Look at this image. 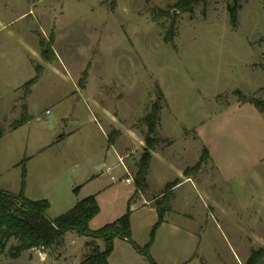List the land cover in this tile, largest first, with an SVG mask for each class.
Segmentation results:
<instances>
[{
    "label": "rangeland",
    "instance_id": "374dc122",
    "mask_svg": "<svg viewBox=\"0 0 264 264\" xmlns=\"http://www.w3.org/2000/svg\"><path fill=\"white\" fill-rule=\"evenodd\" d=\"M181 1L0 0V128H12L24 106L31 118L0 143V174L4 190L19 194L26 158L25 194L48 199L49 217L57 218L76 198L73 180L102 173L95 163L103 161L104 129L108 137L117 132L115 141L125 134L135 178L148 148L145 118L158 105L160 142L149 177L155 204L172 211L174 191L162 197L168 182L177 174L191 177L198 191L188 183L178 194L187 199L186 213L199 220V257L205 262L211 247L220 260L237 264L231 245L238 237L248 240V228L258 231L255 220L264 213V0H190L187 10L177 7ZM236 3L234 26L229 8ZM37 66L44 71L26 95ZM238 91L259 105L245 103ZM53 140L56 146L27 164ZM205 148L209 159L193 169ZM109 154L106 183L108 167L123 173ZM128 193L122 179L103 193L90 227L99 230L123 216ZM209 194L219 208L212 209ZM18 244L0 246V264H83L105 250L104 241L76 232L53 248L15 257Z\"/></svg>",
    "mask_w": 264,
    "mask_h": 264
},
{
    "label": "trees",
    "instance_id": "16d2710c",
    "mask_svg": "<svg viewBox=\"0 0 264 264\" xmlns=\"http://www.w3.org/2000/svg\"><path fill=\"white\" fill-rule=\"evenodd\" d=\"M191 5L190 0H182L177 7L182 10H187L191 7ZM229 10L232 24L237 26L239 5L236 3L234 6H231ZM172 39L173 35L169 33L166 36V41L171 42ZM45 53L48 56V50L45 51ZM36 69L37 76L24 85V87H26V95L31 93L32 87L37 84L44 71L42 66H37ZM237 93L241 98H243L242 100H244L245 103L259 105L258 102L248 100L241 91H238ZM160 94L162 95V93ZM30 120L31 118L28 115V106H24V113L22 117L13 123L12 129H18ZM145 121L149 129V133L145 137L148 148L141 157L138 164V172L134 178V183L138 193L144 191L147 187V175L150 171L153 152L156 151V147L160 142V140L155 137L157 126L160 121V109L158 105H156L155 110L145 118ZM3 134L4 131L0 128V139ZM116 134V131L110 134L109 142L111 144L115 143L116 137L114 136ZM209 157V149L205 148L199 164L193 169H199L202 163L206 162ZM26 161L27 159L22 161V186L19 194L8 192L0 186V246L2 248H5L7 243L12 239L17 240L19 244L14 247V255L15 257H19L23 252L31 249H50L56 245H60L64 242L68 233L76 232L82 237L102 240L105 243L104 251L95 253L93 256L87 258L83 264H110L109 257L113 252L114 240L116 238L128 241L139 254L145 257L149 264H157L152 256L151 248L159 227L165 221L166 213L169 210L168 208L160 206V202L156 203L159 221L152 231L150 243L145 246H140L133 240L130 225V208L126 214L117 221L107 224L99 230L91 229V221L101 211L96 196H90L78 202L74 208L57 218L52 219L48 214L51 208L49 200L43 199L34 201L28 198L25 194L27 185ZM185 173L188 175V170ZM177 185L178 182L168 183L162 197L164 198L171 193ZM263 258L264 249L253 251L246 264H262Z\"/></svg>",
    "mask_w": 264,
    "mask_h": 264
},
{
    "label": "crops",
    "instance_id": "0c3cea01",
    "mask_svg": "<svg viewBox=\"0 0 264 264\" xmlns=\"http://www.w3.org/2000/svg\"><path fill=\"white\" fill-rule=\"evenodd\" d=\"M112 123L114 124L115 122ZM26 124L15 130L9 128L7 130L8 132L4 131V134L0 139V143L6 137L19 132ZM104 131H105L104 135L107 141L104 145L105 151L102 156L103 161H99L98 163H95L99 172L102 173L99 174L90 173L86 175V179H83L84 181H82L83 183H77L76 179H74L72 189L76 193V198L69 201L70 207L66 206L64 209L66 211L68 210L66 208H71V209L74 208L78 202L88 198V196L89 197L96 196L97 201L99 203L100 196L103 193H106L109 189L115 186L116 183H118L122 179L125 182L128 191L130 192V194L128 193L129 199L127 198L125 199V205L127 207L126 212L128 211L129 208L131 211L130 225H131L133 240L140 246H145L148 243H150L152 231L155 225L159 221L158 209L155 204L156 198L151 195L152 188L149 185L151 167L147 175V181H146L147 187L144 191L138 193L134 183L132 166L128 161H126V157L129 155L128 151H126L122 146V139L124 138L125 134L122 132L120 139L116 140L114 144H111L109 142V137L105 129ZM73 132L75 131H72L70 134H72ZM56 144L57 141L53 140L50 141L46 146L40 147L32 157L30 156L28 158L29 161L27 164L29 165L36 158V156H38L40 153H42L47 149L53 148L54 146H56ZM110 151H113L116 154L119 160V165H121V167L123 168V173L122 176L120 175V177H118L113 174L114 168L108 167L106 174H108L111 177V179L110 181H108V183H106L103 182L105 181L104 169L108 166L107 161L108 158H110L109 156ZM27 178H28V174H27ZM99 180L102 182L99 184H95V182ZM175 181L178 182V185L173 189L175 194V199L173 201L172 211L166 213L165 221L159 227L151 248V253L154 260L157 262V264H227L223 261V259L220 260V258L216 256V253L211 251V247L207 248L208 250L205 253L207 259H205V262L203 258L201 259L199 257V249L202 244V237L200 235L201 229L199 230L198 228L200 223L199 220H197V217H195L194 215H188L186 213L185 207L187 205L186 204L187 199L185 196L178 194V192L188 183H192L193 185L192 187L196 191H198V188L194 183V181L191 179V177L183 178L181 174H177V179ZM171 182L172 181H169L168 183ZM0 186L3 189H5L2 183L1 174H0ZM203 190L205 191V193L208 194V189L204 188ZM83 192L86 193L84 197H83L84 194ZM136 194L138 197L134 199V196ZM148 194H150V197H148ZM209 197L211 198L212 201V207H213L212 209L219 208L220 204L218 199L215 196H212L211 194H209ZM51 209H52V204L49 211H51ZM126 212L124 213V215L126 214ZM260 216H261V209L259 210L258 220H255V224H254V226L258 228V231L257 229L248 228L247 232L252 234V236L249 237L248 240H246L247 238L245 237H238L236 244L231 245L234 249L233 257L235 261H237V264H246L250 259L253 251H259L261 249H264V235H263L264 213H263V219H261ZM118 219L114 220V222L117 221ZM261 225L263 227L262 229H261ZM92 230H97V229H92ZM109 263L110 264H149V262L145 259V257L139 254L128 241L121 238H116L114 240V249L109 257ZM262 264H264V258L262 259Z\"/></svg>",
    "mask_w": 264,
    "mask_h": 264
},
{
    "label": "built area",
    "instance_id": "2783aa9c",
    "mask_svg": "<svg viewBox=\"0 0 264 264\" xmlns=\"http://www.w3.org/2000/svg\"><path fill=\"white\" fill-rule=\"evenodd\" d=\"M128 181H130V180H128Z\"/></svg>",
    "mask_w": 264,
    "mask_h": 264
}]
</instances>
